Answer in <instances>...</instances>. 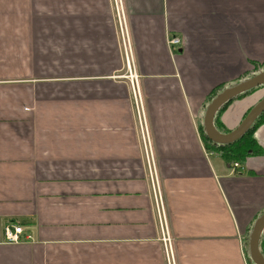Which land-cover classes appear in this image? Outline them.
<instances>
[{
    "label": "crops",
    "instance_id": "crops-1",
    "mask_svg": "<svg viewBox=\"0 0 264 264\" xmlns=\"http://www.w3.org/2000/svg\"><path fill=\"white\" fill-rule=\"evenodd\" d=\"M122 3L176 264H251L264 154L241 175L200 126L211 94L264 68V0ZM125 70L113 0H0V264H167Z\"/></svg>",
    "mask_w": 264,
    "mask_h": 264
},
{
    "label": "water",
    "instance_id": "water-1",
    "mask_svg": "<svg viewBox=\"0 0 264 264\" xmlns=\"http://www.w3.org/2000/svg\"><path fill=\"white\" fill-rule=\"evenodd\" d=\"M264 87V68L246 78L225 86L205 106L203 113L202 130L205 137L214 145L224 147L242 139L253 127L258 118L264 113V98L254 106L240 125L233 131L224 134L217 130L215 119L218 113L229 103L243 94ZM264 233V213L252 225L247 239V255L252 264H264V256L260 251V242Z\"/></svg>",
    "mask_w": 264,
    "mask_h": 264
},
{
    "label": "built area",
    "instance_id": "built-area-1",
    "mask_svg": "<svg viewBox=\"0 0 264 264\" xmlns=\"http://www.w3.org/2000/svg\"><path fill=\"white\" fill-rule=\"evenodd\" d=\"M115 12L117 16V21L119 24V30L122 41V49L125 60V78L130 81L131 87L133 89L136 107H137V117L140 128V135L143 144V148L145 150V157L148 165V174L151 182L152 192L155 196V201L158 207V217H159V226L161 231L162 242L165 246V254L167 256L168 264H175V258L173 254L172 243L173 240L171 238L169 227L167 225V217L163 206V199L161 196V190L159 186L158 176L155 170L154 158L152 154V148L150 144V138L148 134L147 123L145 120V114L143 110V105L140 101L139 95H136V92L139 90V77L137 76L135 65L133 61V53L131 49V43L129 40L128 32H127V24L126 18L123 8L122 0H113ZM170 45L172 47H177L180 45V41L177 38H170ZM140 102H137V101ZM240 168L239 164H234L232 166L233 170H238ZM24 229L22 226H7L5 228V238L9 243H19L22 241L24 234Z\"/></svg>",
    "mask_w": 264,
    "mask_h": 264
},
{
    "label": "trees",
    "instance_id": "trees-1",
    "mask_svg": "<svg viewBox=\"0 0 264 264\" xmlns=\"http://www.w3.org/2000/svg\"><path fill=\"white\" fill-rule=\"evenodd\" d=\"M224 88V86H222L221 88L217 89L213 94H211L207 100H206V104L210 103L212 101V99L218 94V92H220L222 89ZM259 89V88H258ZM258 89H255L251 92H248L246 94L241 95L240 97H238L236 100H240L243 99L249 95H251L252 93H254L255 91H257ZM235 100V101H236ZM234 101H232L231 103H229L228 105H226L216 116L215 119V125L216 128L219 132L227 134L230 131L225 130L222 128V126L219 125V119L220 116L222 115V113L233 103ZM248 114V113H247ZM246 114V115H247ZM245 115V117H246ZM264 124V113L258 118V120L255 122V124L253 125V127L250 129V131L239 141H237L234 144L231 145H227L224 147H220V146H216L213 143H211L204 135L203 130H202V125L200 126V133H201V137L205 143V146L208 150H211L212 152H215L217 154H219L221 156V158L228 163L230 166H233L234 164H242L244 160H246L249 157H254V156H259V155H263L264 154V150L263 147L260 145V143L258 142V140L255 138V133L256 130ZM237 173H241V175L244 174L242 168L240 167L238 170H236ZM249 174V173H248ZM260 251L264 256V233L262 235L261 238V242H260ZM251 263V261H249ZM252 264V263H251Z\"/></svg>",
    "mask_w": 264,
    "mask_h": 264
},
{
    "label": "rangeland",
    "instance_id": "rangeland-1",
    "mask_svg": "<svg viewBox=\"0 0 264 264\" xmlns=\"http://www.w3.org/2000/svg\"><path fill=\"white\" fill-rule=\"evenodd\" d=\"M121 43H122V41H121ZM123 75H125V72H123ZM147 164V163H146ZM232 167V166H231ZM147 168H148V165H147ZM162 190H161V195H162ZM154 196V195H153ZM154 200H155V196H154ZM155 205H156V213H157V216H158V207H157V203H156V201H155ZM163 206H164V203H163ZM165 210V209H164ZM166 213V212H165ZM159 218V217H158ZM167 225H168V222H167ZM171 238H172V236H171ZM247 239H248V237H247ZM172 240H173V238H172ZM163 243V242H162ZM164 245V244H163ZM246 249H247V241H246ZM164 252H165V246H164ZM173 254H174V252H173ZM246 256H247V259H248V255H247V252H246ZM165 257H166V261L168 260L167 259V256H166V254H165ZM174 258H175V254H174ZM175 260H176V258H175ZM248 261H250L249 259H248ZM177 262L175 261V264H176ZM168 264V263H167Z\"/></svg>",
    "mask_w": 264,
    "mask_h": 264
},
{
    "label": "bare ground",
    "instance_id": "bare-ground-1",
    "mask_svg": "<svg viewBox=\"0 0 264 264\" xmlns=\"http://www.w3.org/2000/svg\"><path fill=\"white\" fill-rule=\"evenodd\" d=\"M139 89V88H138ZM137 102H140L139 100Z\"/></svg>",
    "mask_w": 264,
    "mask_h": 264
}]
</instances>
